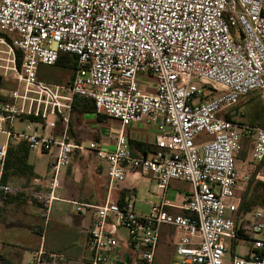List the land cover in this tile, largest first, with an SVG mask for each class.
I'll list each match as a JSON object with an SVG mask.
<instances>
[{"label": "built area", "instance_id": "1", "mask_svg": "<svg viewBox=\"0 0 264 264\" xmlns=\"http://www.w3.org/2000/svg\"><path fill=\"white\" fill-rule=\"evenodd\" d=\"M61 53L77 57L72 81L41 80L39 66L56 65ZM1 76L20 86L0 101V133L7 138L0 145V205L20 192L1 181L10 143L54 157L47 191L29 197L41 206L45 228L61 170L76 154L93 155L107 164L111 184L123 183L129 172L148 174L163 194L147 214L126 199L76 203L78 213L94 211L86 230L88 264H152L163 226L179 233V264H264V207L246 219V235L236 228L245 178L236 161L248 139L249 163L264 162V123L221 117L252 92L264 97V0H0ZM76 97L119 121L113 150L96 140H68ZM16 121L36 127L15 131ZM135 123L157 131L150 157L130 148L124 130ZM202 133L211 140L197 142ZM172 181L191 185L183 199L187 215L166 210ZM225 238L248 241L251 255L226 261ZM126 248L131 260L122 256ZM31 264L68 260L40 248Z\"/></svg>", "mask_w": 264, "mask_h": 264}, {"label": "crops", "instance_id": "2", "mask_svg": "<svg viewBox=\"0 0 264 264\" xmlns=\"http://www.w3.org/2000/svg\"><path fill=\"white\" fill-rule=\"evenodd\" d=\"M70 69L74 74L75 70ZM46 82L55 84L51 81ZM19 86L12 76H1L0 101L5 100ZM234 108L235 106L231 108L233 109L231 111L222 112L221 117L234 120L236 114ZM35 127L34 124L24 121V131ZM121 129L119 121L105 114H98L96 111L80 114L72 111L68 140L74 144L84 145L96 140L113 150ZM57 131L56 135H59L60 130ZM42 132L51 133L49 130ZM124 133L134 155L150 157L156 150L154 141L157 131L148 124H132L124 130ZM48 157L49 159L46 160ZM46 161L47 165H44ZM249 161L250 150L244 163L240 164V160L239 163L236 162L237 169L245 176L242 182L244 191L250 186L251 180H255V177L256 181H264V162L250 164ZM53 162L54 157L51 154L30 151L28 163L32 166V171L37 178L30 179L24 175V177H13L10 180L20 192L11 198L9 203L0 205V226L13 229L18 240L12 245L0 243V259L4 264H31L34 253L40 248L47 253L64 256L68 264H88L86 230L91 223L94 211L86 210L84 213H78L76 203L98 206L104 204L107 199L132 200L133 195L137 198L138 191L142 192L143 183L147 185V192H142V198L138 203L134 201L135 211L138 214L143 211L147 214L153 204L162 201L163 192L158 188V182L153 176L129 172L123 183L111 184L107 177V164L104 161L93 155L76 154L72 157L70 165L60 172L61 185L56 193L58 199L51 206L49 223L45 228L41 206L29 201V197L33 192L45 193L47 191L51 179L50 166ZM175 182L184 181H172L169 184L165 191V201L169 204L166 210L172 215H187L188 212L183 209V199L187 193L191 192V187L174 188L172 185ZM244 191L240 194L242 195ZM123 238L126 239L125 235ZM178 239L179 233L175 229L163 226L152 264H172L174 258L177 257L175 247ZM231 240L233 246L242 241ZM251 253L252 246L249 243L247 251L236 254L234 250L231 258L235 255L250 256ZM122 256L131 260L132 253L126 248Z\"/></svg>", "mask_w": 264, "mask_h": 264}, {"label": "rangeland", "instance_id": "3", "mask_svg": "<svg viewBox=\"0 0 264 264\" xmlns=\"http://www.w3.org/2000/svg\"><path fill=\"white\" fill-rule=\"evenodd\" d=\"M38 75L40 79H43L45 81H51L55 84H60V85H68L71 80H72V76H73V72L71 71V69L60 66V65H54V66H42L40 65L38 68ZM143 79L144 80H149L150 83L155 84V79L153 77H150L148 75H143ZM141 90L144 92H151V87L149 88L146 84H141L140 86ZM233 108V107H231ZM231 108L226 109L225 111L229 110H233ZM236 110V114H235V121L241 122V123H247V124H251L253 126H259L262 125L264 123V97H262L260 95L259 91H255L250 93L247 97L243 98L238 104L237 106H235L234 108ZM23 122L21 121H16L14 123V130L15 131H23ZM7 138L4 134L0 133V145L4 144L6 142ZM211 140V137H209L206 133H202L199 137H197L196 141L197 142H201V141H208ZM89 143H86V145H88ZM243 145H244V149L242 151V153L239 155V157L237 158V161L239 163L240 160V164L244 163V159L246 158V155L249 153V150L251 151V143L248 139H244L243 140ZM48 158H46V160H48ZM44 165H47V161L45 162ZM264 176V175H263ZM147 180V179H146ZM256 181V177L255 180ZM253 181V183H254ZM10 184L16 186L15 184H13V181H9ZM254 184H251L250 186H252V190L249 191L248 195H252L253 194V186ZM174 188H189L191 187L188 183L186 182H175L172 185ZM146 191L147 192V185L146 183H143L142 185V192ZM141 191H138V197L136 198L135 195H133L132 197V201H138L140 200V198H142V193ZM242 193V192H240ZM238 193V194H240ZM256 194L259 196V200L257 201V205L254 208L257 207H264L263 200H264V190H257ZM241 196V194L239 195V197ZM4 205V204H1ZM139 207V206H138ZM140 214H146V212H141ZM251 215L248 214L245 219L249 220L251 219ZM241 222V220L239 221V223ZM121 234L124 235L125 232L122 230ZM17 237L16 234L13 232V229H10L8 227H1L0 226V243H4L5 245H12V244H16ZM225 242L226 245L228 247V251H227V257H226V261L229 262L231 256H232V252H234L236 254L242 253L247 251L248 246H249V242L246 240H242L240 243H238L237 245L233 246L232 245V240L230 238H225ZM0 263H2V260L0 259ZM172 264H179L178 263V258H174L173 263Z\"/></svg>", "mask_w": 264, "mask_h": 264}, {"label": "trees", "instance_id": "4", "mask_svg": "<svg viewBox=\"0 0 264 264\" xmlns=\"http://www.w3.org/2000/svg\"><path fill=\"white\" fill-rule=\"evenodd\" d=\"M72 56V57H71ZM74 59V61H73ZM77 57L68 53H61L56 65H60L66 68H73L75 70ZM19 62V61H18ZM80 114L94 113L95 106L89 99L83 97H76L73 103V110ZM98 118H100L98 116ZM30 149L28 145L24 143L12 144L10 143L8 148V154L5 161L4 169L1 176L3 183H8L13 177H24L27 175L30 179L37 178V175L32 171V166L28 163ZM251 180L250 185L253 186V194L248 195L249 191L252 190V186H249L244 193L241 195V203L236 217V228L237 232L241 235H246V228L248 221L244 218L248 215L258 203L259 196L256 194L257 190H264V181ZM256 194V195H255ZM254 195V196H253ZM13 198V197H12ZM11 199V198H10ZM8 199L6 203H9ZM264 204V200L262 205ZM241 222L239 223V221ZM4 264V263H0Z\"/></svg>", "mask_w": 264, "mask_h": 264}]
</instances>
